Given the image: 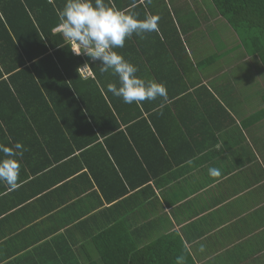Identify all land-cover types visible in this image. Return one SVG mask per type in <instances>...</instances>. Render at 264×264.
I'll use <instances>...</instances> for the list:
<instances>
[{
	"label": "crops",
	"instance_id": "obj_1",
	"mask_svg": "<svg viewBox=\"0 0 264 264\" xmlns=\"http://www.w3.org/2000/svg\"><path fill=\"white\" fill-rule=\"evenodd\" d=\"M135 2L138 18L160 17L159 32L133 34L115 50L139 78L164 84L168 101L122 100L113 128L127 140L108 143L75 110L74 92L36 100L14 80L12 100L20 104L0 102L7 125H0V144L23 145L16 157L22 187L9 192L0 181V264H36L43 256L97 260L96 244L83 243L99 230H111L106 248H115L113 256H161L164 244L166 256L182 254L184 264H264V67L213 0ZM49 3L57 12L67 0ZM58 24L52 33L63 38L54 31ZM23 31L10 25L7 41L0 30V69L3 63L12 70L4 79L31 68L28 61L18 66V39L29 41ZM72 54L89 62L91 75L78 68L80 79H94L91 65L99 63ZM101 74L106 87L119 86L111 71ZM40 163L47 164L32 174ZM210 168L221 176L210 177Z\"/></svg>",
	"mask_w": 264,
	"mask_h": 264
},
{
	"label": "trees",
	"instance_id": "obj_2",
	"mask_svg": "<svg viewBox=\"0 0 264 264\" xmlns=\"http://www.w3.org/2000/svg\"><path fill=\"white\" fill-rule=\"evenodd\" d=\"M21 1L0 0V30L3 35L7 34L5 38L7 41H9L10 25L11 27L17 26L19 31L24 30L23 34L28 36L27 39L29 41L26 46L20 37L18 39L21 50V52L17 51L18 56L21 57L18 66L28 61L31 63L32 69L27 67L19 69L16 73H12L4 79V73L8 74L12 70L5 67L2 63L0 88L3 86L4 90H0V102L7 104L11 100L13 105L19 106L20 103L12 100L14 94L10 85L14 80L19 82L13 85L18 84L21 92L26 89L30 92L29 96L36 100L42 98L43 93L48 94L50 97L62 98L61 94L70 90L72 91V96H74V92L79 99V103L74 106L75 110L88 123L92 122L101 137H106L108 143L110 140L126 141L127 138L125 139L123 131L118 126L113 128L114 124H117L116 110L122 98L116 97L107 91V87L102 81L103 76L100 71V65H91L95 76L94 79H80L78 68L83 63H88L89 65V62H83V58L75 57L72 54L71 46L66 45L63 38L52 33L53 27L60 22L57 18L56 4L53 5L47 2L49 0H23L25 4ZM213 2L219 13L226 18L229 25L235 30L246 51L252 55L257 54L260 63L264 67V0H213ZM59 10L61 9L59 8ZM32 15L34 21L31 20L30 16ZM24 24L25 26H23ZM14 31L12 29L13 33ZM11 42L13 45L12 40ZM0 51H2L0 53L1 58L4 55L5 42H0ZM23 55L26 60L22 58ZM85 58L89 60V57ZM49 74L52 76H49ZM66 80L74 86H78L81 92L75 91L71 85L65 83ZM14 89L20 93L18 89ZM84 112L89 114L90 117H86ZM4 117L0 114V125H6ZM109 124L110 127H108ZM2 141H8V139L6 140L3 137ZM0 157V161L7 158L3 154ZM17 160L19 161L20 159ZM56 160H58V157L55 158ZM46 164H35L36 168L31 170V173H40ZM30 165L28 164V167ZM20 166L22 167V165ZM99 231L93 237L91 234V236L88 235L89 232H87L83 246H86L87 242L91 241L96 244L100 255L97 260L89 259L87 263L83 262V264H177V258L182 256V254L178 253L174 254L175 256H166L163 251V242L161 256H152L150 254L140 256L144 251H133L122 256H113V253H118L114 252L115 248L111 251H107L106 248L107 234L111 230ZM108 253H110L109 256H107ZM53 257L56 258V261H51ZM48 258V256H43L36 264H78L74 261L73 256H65L62 259L59 256H50V259ZM4 264L13 263L8 261Z\"/></svg>",
	"mask_w": 264,
	"mask_h": 264
},
{
	"label": "clouds",
	"instance_id": "obj_3",
	"mask_svg": "<svg viewBox=\"0 0 264 264\" xmlns=\"http://www.w3.org/2000/svg\"><path fill=\"white\" fill-rule=\"evenodd\" d=\"M52 2V0H49ZM141 4L145 0H139ZM152 0H147L151 4ZM136 6L133 0L132 8L120 10L106 4L104 0H67L63 10H58L59 24L55 32L60 34L66 45L76 55H86L93 62H98L101 73H111L118 77L119 86L108 84L107 91L122 98L126 104H141L145 101H155L158 98L168 101L166 86L156 81H145L136 73L137 67L125 60L115 49L123 48L128 38L133 34L144 38L145 33L159 32L158 15H147L138 18L133 11ZM163 104L160 106L163 108ZM0 152L5 159L0 161V181L7 185L9 192L16 191L22 184L19 182L20 163L16 157L23 156L24 147L16 143L14 147L0 144ZM209 175L213 179L221 176L219 169L210 168ZM200 246V251H204ZM185 257L177 258V264H184Z\"/></svg>",
	"mask_w": 264,
	"mask_h": 264
},
{
	"label": "built area",
	"instance_id": "obj_4",
	"mask_svg": "<svg viewBox=\"0 0 264 264\" xmlns=\"http://www.w3.org/2000/svg\"><path fill=\"white\" fill-rule=\"evenodd\" d=\"M91 60V59H90ZM79 72L81 73V75L83 76H89L91 75V71H90V67L88 65V63H83L80 67H79Z\"/></svg>",
	"mask_w": 264,
	"mask_h": 264
}]
</instances>
